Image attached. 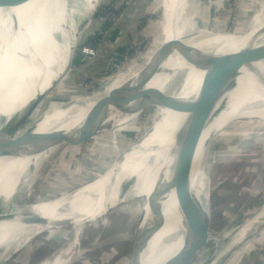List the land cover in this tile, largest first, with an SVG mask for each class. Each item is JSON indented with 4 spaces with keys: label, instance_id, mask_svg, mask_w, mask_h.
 Segmentation results:
<instances>
[{
    "label": "bare ground",
    "instance_id": "obj_1",
    "mask_svg": "<svg viewBox=\"0 0 264 264\" xmlns=\"http://www.w3.org/2000/svg\"><path fill=\"white\" fill-rule=\"evenodd\" d=\"M163 1L166 10L160 47L149 56L128 63L125 72L116 73L110 85L107 83L106 91L96 92L100 95L103 91V95L78 97L44 110L32 122L31 131L22 136L24 148L30 153L12 147L4 152L3 148L0 155V184L5 179L0 200L2 260L34 237L50 229L58 236L64 233L62 228L70 225L71 233L61 236L65 237V244L53 256L54 260L47 261V264H69L73 247L81 241L82 228L90 222L102 223L111 209L126 203L130 196L144 199L134 239L143 249L137 252L135 264H167L169 260L176 261V257L181 259L191 235L186 220L192 218L194 225L200 226L197 210L201 206L208 212L209 208L206 164L209 145L213 144V139L225 135L236 121L246 119L243 132L264 124V4L250 19L241 37L222 31L206 32V24L197 31L186 30L182 18L188 0ZM101 2L32 0L0 5V140L4 137L1 130L4 125L16 127L25 122L61 83L62 77L64 81L72 79L68 72L74 52ZM179 45L187 47L183 54L177 48ZM257 55L262 57L255 59ZM212 58H217L220 65L209 63ZM161 62L139 98L123 101L120 106L108 105L107 101L119 91L135 86ZM142 63L146 64L145 70L132 74L131 69H137ZM226 70L236 73L235 77L231 82L216 83L213 72ZM216 86L218 92L212 101L206 102V109L201 105L202 108L192 111L193 104L205 96L209 87ZM165 100L172 105L170 116L137 143L114 156L119 157L102 176L52 200L17 207L10 205L18 193L26 191L28 194L36 170L57 147L36 154L49 141L78 140L86 135H74L85 130L96 142L99 128L111 137L115 122L149 107H159L156 104ZM102 102L105 104H100ZM160 110L164 115L167 104L160 103ZM23 131L19 132V137ZM192 154L195 156L190 179L164 189L172 164ZM262 217L264 206L250 224ZM249 226L232 233L226 246L219 245L214 258L219 261L229 253L246 235Z\"/></svg>",
    "mask_w": 264,
    "mask_h": 264
},
{
    "label": "rangeland",
    "instance_id": "obj_2",
    "mask_svg": "<svg viewBox=\"0 0 264 264\" xmlns=\"http://www.w3.org/2000/svg\"><path fill=\"white\" fill-rule=\"evenodd\" d=\"M158 1L102 0L73 55L68 76L77 78L64 81L62 77L61 83L27 117L26 126H30L47 108L82 96L103 95V91L100 95L96 92L101 89L106 91L107 83L110 85L116 73L125 72L128 63L141 56H149L160 47L164 39L161 28L165 21L166 2L162 0V3L153 6ZM188 3L182 18L186 30L197 31L206 24V32L222 31L243 37L250 19L260 12L264 0H188ZM84 43L96 46V51L83 50L87 47ZM212 62L220 65L217 58H212L209 63ZM82 68L85 71L78 77L76 73ZM145 68L146 64L142 63L137 69L132 68L131 72L138 75ZM160 103L167 104L164 115ZM156 105L159 107H149L115 122L111 137L99 128L95 142L82 130L74 136L83 133L87 137L83 135L78 140L61 143L62 146L56 147L36 170L28 194L26 191L18 193L10 205L17 207L52 200L102 176L119 157L114 156L164 123L172 113L169 100ZM245 122L246 119H242L232 123L226 134L213 139V144L207 149L209 239L193 264H264V217L250 224L256 212L264 206V124L243 132ZM17 127H13L14 139L19 136ZM4 138L5 135L1 140ZM10 148L7 146L4 152ZM2 151L0 146V155ZM4 182L5 179L0 184V200ZM143 204V198L130 196L126 203L111 209L102 223L86 224L81 231V241L72 249L73 258L69 264L126 263L132 250L130 240L133 236V239L136 238V221ZM245 226L250 227L246 235L222 259L216 260L214 254L220 249L219 245L226 246L230 235ZM52 230L34 237L20 250L11 252L8 259L0 258V264H47V261L54 260L53 256L66 242L61 236L69 235L72 227L65 226L61 229L64 233L58 236ZM1 253L2 248L0 256Z\"/></svg>",
    "mask_w": 264,
    "mask_h": 264
},
{
    "label": "water",
    "instance_id": "obj_3",
    "mask_svg": "<svg viewBox=\"0 0 264 264\" xmlns=\"http://www.w3.org/2000/svg\"><path fill=\"white\" fill-rule=\"evenodd\" d=\"M30 1H32V0H0V5L7 6L10 3L23 4V3L30 2ZM177 48L181 54H183V52H185L187 50V47L184 45H179ZM245 56H248V55L245 54ZM260 57H262V56L257 55L254 58L256 59V58H260ZM162 62L154 70H152L150 73H148V75H146L144 78H142L135 86L124 88L121 91H119L117 95L113 96L110 100L107 101L108 105L120 106L123 103V101H130L131 99L139 98L141 96L139 94H142L146 91V89H144L145 85L149 82V80L158 71ZM84 71H85V69L82 68L81 70L78 71V73H76V75L78 74V77H79L80 74ZM235 74L236 73L229 71V70H226L224 72H222V71L213 72V76L217 80L216 83L231 82V80L235 77ZM71 78L75 79L77 77H73V75H72ZM218 89H219L218 86L213 87V88L209 87V90L206 89L207 92H206V94H204L205 96H201L199 98L198 102L196 104H193L191 110L193 111V110H196V109H199L202 107H205V109H206V106H207L206 102H208L209 100L212 101L211 99H213V97L216 95V93L218 92ZM158 95L159 94L157 93V97H158ZM103 103L105 104V102H102L100 104H103ZM100 104H98V105H100ZM201 105H203V106L201 107ZM179 106H182V105H179ZM168 107H170V106H168ZM23 122H21L17 127V132H18L17 135L22 130H24L23 131L24 133H22V135L20 137L18 136L15 139H14L15 133L13 131L14 129H13L12 125L11 126L4 125L2 127L1 130H3L2 133L5 135L6 139L4 138L5 140H0L1 148H6L7 146H11L12 148H17L20 151L23 150V151L27 152V154L30 153L29 151H27L24 148L22 136L27 135V133H29L31 131L32 127H31V125L26 126L27 123H25V122L23 123ZM51 134L52 133H50V135ZM55 146H57V148H59L62 145L59 142L53 143V142L49 141L44 146V148L41 151H38L36 154L42 153L43 151H45L49 148L55 147ZM240 146H243V145H240ZM244 147H246V145L243 146V148ZM183 150H184V148H183ZM181 151H182V149H181ZM214 155H215V153H214ZM194 156L195 155L192 154L189 157H183L182 159L176 160L172 164L171 175H170L166 185L163 186L164 189L168 188L170 186H173L176 183H181V181L187 182L190 179V177L192 175ZM203 163L204 162H202V164ZM197 212H200L198 214V216L201 219V225L198 227H197V225H194L192 218L186 220V227L188 229V233L191 231L190 232L191 235L188 236V238H187L188 240H186L185 246L183 247V252H182L183 254L181 255V259L176 257V261L172 260L176 264H193L194 261L197 259L198 255L200 254V252H202V250L205 248V246L208 242V239H209V235H208L209 215H208V212H205L201 206L197 210ZM133 237L130 240L131 245H132V250H131L130 256L128 257L127 262L124 264H135V257L137 258V256H136L137 252L140 253L141 250L143 249V247L141 248V246H137V244L134 242ZM172 261L169 260L167 264H170Z\"/></svg>",
    "mask_w": 264,
    "mask_h": 264
},
{
    "label": "trees",
    "instance_id": "obj_4",
    "mask_svg": "<svg viewBox=\"0 0 264 264\" xmlns=\"http://www.w3.org/2000/svg\"><path fill=\"white\" fill-rule=\"evenodd\" d=\"M142 22H143V21L140 22V25L142 24ZM136 26H137V25H136ZM138 26H139V24H138ZM135 28H136V27H135ZM135 31H136V29H135ZM135 31H134V33H135ZM84 44L87 45V47H90V48H92V49H95V48H96V46L89 45V44H86V43H84ZM84 44H83V45H84Z\"/></svg>",
    "mask_w": 264,
    "mask_h": 264
},
{
    "label": "built area",
    "instance_id": "obj_5",
    "mask_svg": "<svg viewBox=\"0 0 264 264\" xmlns=\"http://www.w3.org/2000/svg\"><path fill=\"white\" fill-rule=\"evenodd\" d=\"M83 50H91V51H96V49H92L90 47H84Z\"/></svg>",
    "mask_w": 264,
    "mask_h": 264
},
{
    "label": "crops",
    "instance_id": "obj_6",
    "mask_svg": "<svg viewBox=\"0 0 264 264\" xmlns=\"http://www.w3.org/2000/svg\"><path fill=\"white\" fill-rule=\"evenodd\" d=\"M263 239H264V237H263ZM260 247L258 248V249H260L261 248V244L259 245Z\"/></svg>",
    "mask_w": 264,
    "mask_h": 264
}]
</instances>
